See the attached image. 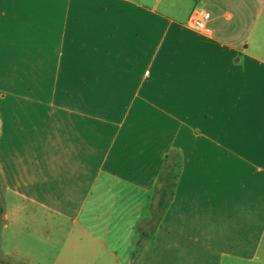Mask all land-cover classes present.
Instances as JSON below:
<instances>
[{
    "label": "crops",
    "instance_id": "crops-1",
    "mask_svg": "<svg viewBox=\"0 0 264 264\" xmlns=\"http://www.w3.org/2000/svg\"><path fill=\"white\" fill-rule=\"evenodd\" d=\"M0 206L7 264H262L264 0H0Z\"/></svg>",
    "mask_w": 264,
    "mask_h": 264
},
{
    "label": "trees",
    "instance_id": "trees-1",
    "mask_svg": "<svg viewBox=\"0 0 264 264\" xmlns=\"http://www.w3.org/2000/svg\"><path fill=\"white\" fill-rule=\"evenodd\" d=\"M181 163L173 158L165 166L164 170L159 176L158 184L155 190V198H157V206L152 211L150 218L145 220L141 229V235L145 239L152 236L153 232L157 228L159 222L163 218L168 206L173 200L177 181L180 175ZM3 215V209L0 206V219ZM141 241L136 242V246L141 245ZM136 253V252H135ZM0 264H7L0 261Z\"/></svg>",
    "mask_w": 264,
    "mask_h": 264
},
{
    "label": "built area",
    "instance_id": "built-area-1",
    "mask_svg": "<svg viewBox=\"0 0 264 264\" xmlns=\"http://www.w3.org/2000/svg\"><path fill=\"white\" fill-rule=\"evenodd\" d=\"M209 12L205 10H196L191 15L189 19V24L191 27L194 28H201L203 26L204 21H206L209 18Z\"/></svg>",
    "mask_w": 264,
    "mask_h": 264
},
{
    "label": "rangeland",
    "instance_id": "rangeland-1",
    "mask_svg": "<svg viewBox=\"0 0 264 264\" xmlns=\"http://www.w3.org/2000/svg\"><path fill=\"white\" fill-rule=\"evenodd\" d=\"M139 232H140V231H139ZM141 233H142V232H141ZM141 233H140V234H141ZM140 238H141V237L139 236V238H138V239H140ZM141 239H142V238H141ZM140 246H141V245H140ZM140 246H139V247H137V246H136V243H135V244H134V250H135L134 252H137V251H139V248H140ZM262 264H264V259H263V263H262Z\"/></svg>",
    "mask_w": 264,
    "mask_h": 264
}]
</instances>
